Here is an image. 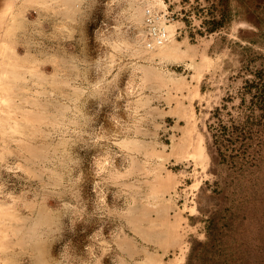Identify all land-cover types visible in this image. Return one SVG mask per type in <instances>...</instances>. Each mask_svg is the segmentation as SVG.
<instances>
[{
    "label": "rangeland",
    "instance_id": "374dc122",
    "mask_svg": "<svg viewBox=\"0 0 264 264\" xmlns=\"http://www.w3.org/2000/svg\"><path fill=\"white\" fill-rule=\"evenodd\" d=\"M0 264H264V0H0Z\"/></svg>",
    "mask_w": 264,
    "mask_h": 264
},
{
    "label": "built area",
    "instance_id": "2783aa9c",
    "mask_svg": "<svg viewBox=\"0 0 264 264\" xmlns=\"http://www.w3.org/2000/svg\"><path fill=\"white\" fill-rule=\"evenodd\" d=\"M146 16L148 24L146 46L152 49L156 46L163 45L169 39L170 32L166 26H157L155 24V19L159 18L158 11L149 8ZM163 17L167 19V14L165 13Z\"/></svg>",
    "mask_w": 264,
    "mask_h": 264
}]
</instances>
